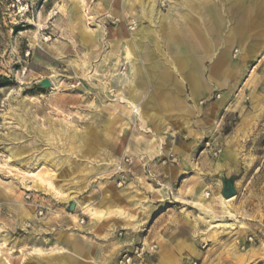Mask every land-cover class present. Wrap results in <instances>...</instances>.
<instances>
[{"label":"rangeland","instance_id":"obj_1","mask_svg":"<svg viewBox=\"0 0 264 264\" xmlns=\"http://www.w3.org/2000/svg\"><path fill=\"white\" fill-rule=\"evenodd\" d=\"M214 1L205 8L217 9ZM142 4L148 0H0V264H21L22 239H42L53 210L68 213L65 194L81 200L113 180L123 154L154 158L136 151L148 144L147 119L140 109L133 114L134 87L122 55ZM230 8L243 14L244 6ZM254 9L264 15V6ZM263 24H253L259 43ZM255 57L263 63L251 81L245 84V63L237 58L238 85L212 97L214 132L202 144L218 170L200 179L193 167L185 187L174 186L179 202L166 204L173 209L166 237L174 238H155L152 199L141 196L130 248L105 264H123L125 254L153 244L157 254L132 264H264V53ZM43 79L52 87H39ZM216 146L223 150L217 157ZM220 175L236 177L237 195L227 204ZM39 251L46 253L43 264H51L54 251Z\"/></svg>","mask_w":264,"mask_h":264},{"label":"crops","instance_id":"obj_2","mask_svg":"<svg viewBox=\"0 0 264 264\" xmlns=\"http://www.w3.org/2000/svg\"><path fill=\"white\" fill-rule=\"evenodd\" d=\"M167 5V12L160 5L162 14L150 18L142 15V4L138 29L122 53L128 63L129 84L134 87L132 101L147 119L148 144L136 151L144 149L156 158L153 183L147 182L136 165L123 186L116 185L117 177L77 199L75 214L53 210L43 221L42 239H22L20 247L27 254L21 264H43L46 253L39 250L45 248L55 252L51 264L111 262L133 242L141 196L152 199L150 230L156 239L168 242L174 238L173 233L166 237L173 232V209L166 204L173 205V201L165 188L176 191V185L180 192L193 167L199 170L193 176L200 179L218 170L202 144L214 132L217 104L212 97L216 91H231L238 85L235 59L249 71L244 74L245 84L263 63V59L257 63L255 56L264 53V24L260 43L253 24L258 19L264 23V15L254 11L256 6H264V0H215L217 9H206V0H169ZM231 6H244L243 14L238 15ZM170 155L177 162H171ZM163 206L164 211L157 209ZM83 218L85 224L80 225Z\"/></svg>","mask_w":264,"mask_h":264},{"label":"built area","instance_id":"obj_3","mask_svg":"<svg viewBox=\"0 0 264 264\" xmlns=\"http://www.w3.org/2000/svg\"><path fill=\"white\" fill-rule=\"evenodd\" d=\"M137 27V22L136 21H132L131 25H129V29L130 30H135ZM139 110V108H138ZM133 114L135 117H137L139 115V111L138 112H134ZM222 148L216 146L215 148H212V153L214 156H219L222 153ZM170 161L175 163L177 162V158L174 155H170ZM142 166L143 169L148 173V175L151 177V179L153 180L155 178V173H154V169L156 168V159L155 158H149L146 155H132V154H123L122 157L120 158V160L114 164V166L112 167V174L114 178L120 177L119 180H117L116 185L118 187L123 186L126 183V178L127 175L130 174L131 170L136 166ZM159 186L160 183H158ZM167 195L169 197L170 200H175V196H176V191H174L171 188H165ZM27 199H30V196H26ZM42 213V212H40ZM81 224H85V219H81ZM249 241H252V238L249 239ZM158 252V245L157 244H153L151 247L146 249L145 245H142L141 247L136 248V250L134 251L133 255H129V254H125L123 257V264H132L133 263V259L135 257L142 259V257L145 254L148 255H153V254H157Z\"/></svg>","mask_w":264,"mask_h":264},{"label":"water","instance_id":"obj_4","mask_svg":"<svg viewBox=\"0 0 264 264\" xmlns=\"http://www.w3.org/2000/svg\"><path fill=\"white\" fill-rule=\"evenodd\" d=\"M37 85L41 88L47 89L52 87V82L49 79H43L37 82ZM222 182L221 195L224 199H232L237 195L236 189V177L227 178L224 175H220ZM77 203L74 200H71L65 204V210L68 213H74L77 210Z\"/></svg>","mask_w":264,"mask_h":264},{"label":"bare ground","instance_id":"obj_5","mask_svg":"<svg viewBox=\"0 0 264 264\" xmlns=\"http://www.w3.org/2000/svg\"><path fill=\"white\" fill-rule=\"evenodd\" d=\"M162 2H164V4H165V1H163V0H148V6H146V8L145 7L142 8V10H141L142 15L145 16V17H150V18L154 17V16H157V15H161L162 12L159 9V6L162 4ZM132 107L135 109V112L139 111L137 105L132 104ZM47 186H52V184L49 182ZM63 200L66 203L71 201V200H73L72 194L71 193L65 194V196L63 197ZM232 200H233V198L232 199H228V200L224 199L223 202H224V204H227V203H230Z\"/></svg>","mask_w":264,"mask_h":264}]
</instances>
